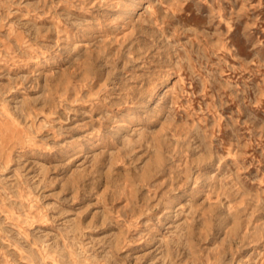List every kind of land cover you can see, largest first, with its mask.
<instances>
[{"label":"rangeland","instance_id":"obj_1","mask_svg":"<svg viewBox=\"0 0 264 264\" xmlns=\"http://www.w3.org/2000/svg\"><path fill=\"white\" fill-rule=\"evenodd\" d=\"M0 264H264V0H0Z\"/></svg>","mask_w":264,"mask_h":264},{"label":"bare ground","instance_id":"obj_2","mask_svg":"<svg viewBox=\"0 0 264 264\" xmlns=\"http://www.w3.org/2000/svg\"><path fill=\"white\" fill-rule=\"evenodd\" d=\"M67 35V34H66ZM41 64H38V66H40ZM169 82V78L168 79H166V81H164V82H161V83H159V84H157L156 86H155V88H154V90H153V95H155L156 93H157V91L159 90V89H161V87H163L165 84H167ZM95 144H96V142H95Z\"/></svg>","mask_w":264,"mask_h":264}]
</instances>
